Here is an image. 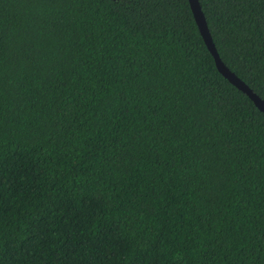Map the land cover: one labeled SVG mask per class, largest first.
Listing matches in <instances>:
<instances>
[{
	"label": "trees",
	"instance_id": "trees-1",
	"mask_svg": "<svg viewBox=\"0 0 264 264\" xmlns=\"http://www.w3.org/2000/svg\"><path fill=\"white\" fill-rule=\"evenodd\" d=\"M264 99V0H198ZM0 264H264V112L188 0H0Z\"/></svg>",
	"mask_w": 264,
	"mask_h": 264
},
{
	"label": "water",
	"instance_id": "water-1",
	"mask_svg": "<svg viewBox=\"0 0 264 264\" xmlns=\"http://www.w3.org/2000/svg\"><path fill=\"white\" fill-rule=\"evenodd\" d=\"M193 17L197 24L198 30L203 38V41L211 53L217 70L235 87L245 93L254 105L262 112H264V99L258 96L243 80H241L234 72H232L220 59L216 47L213 43L211 34L209 32L204 14L201 10L198 0H188Z\"/></svg>",
	"mask_w": 264,
	"mask_h": 264
}]
</instances>
